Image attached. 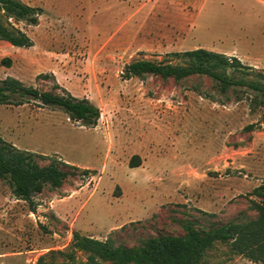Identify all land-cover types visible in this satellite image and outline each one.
Instances as JSON below:
<instances>
[{
  "label": "rangeland",
  "instance_id": "1",
  "mask_svg": "<svg viewBox=\"0 0 264 264\" xmlns=\"http://www.w3.org/2000/svg\"><path fill=\"white\" fill-rule=\"evenodd\" d=\"M22 1L42 8L36 26L10 19L34 44L0 40V79L64 94L61 85L87 97L101 117L86 127L38 100L0 104L4 140L38 153L42 167L58 160L71 172L61 187L34 196L35 209L0 179V264H87V254L72 248L75 232L135 246L185 235L186 221L209 229L258 217L264 106L255 93L242 86L223 93L205 75L175 81L125 73L140 59L183 64L174 53L203 47L256 67L249 75L230 69L234 77L258 79L264 0ZM0 18L7 20L1 10ZM135 155L141 164L131 166ZM201 264L264 262L216 241Z\"/></svg>",
  "mask_w": 264,
  "mask_h": 264
},
{
  "label": "trees",
  "instance_id": "2",
  "mask_svg": "<svg viewBox=\"0 0 264 264\" xmlns=\"http://www.w3.org/2000/svg\"><path fill=\"white\" fill-rule=\"evenodd\" d=\"M0 10L7 19L3 21L0 18V40L18 47L32 46L34 42L28 33L13 25L10 19L36 26L39 24L42 8L29 5L22 0H0ZM174 54L183 58L185 62L173 64L147 59L135 60L128 64L126 78L153 74L164 79L173 78L175 81H181L192 75H205L212 78L223 93L234 86H242L253 91L255 104L264 106V73L259 72L256 80L234 77L229 73L230 69L248 75L252 70H256V67L246 65L237 56H229L203 47ZM2 64L11 66L12 58L4 57ZM59 87L64 94L42 91L25 85L16 77L8 76L0 79V104L20 106L31 100H38L41 107L61 108L72 121L82 126H97L101 117L100 108L87 97H76L65 87L61 85ZM37 155L39 154L19 149L0 136V179L7 182L15 197L29 202L34 209L33 198L37 193L46 185L53 188L61 187L71 174L70 171L61 168L58 160L51 161L48 166H40L35 158ZM140 160L141 157L135 155L130 165H140ZM253 194L261 198L260 202L254 203L259 213L255 219L229 221L209 229L197 228L193 222L186 221L185 235H157L135 246L117 245L112 238L101 240L75 232L72 248L87 254V264H98L99 260L118 264H201L207 249L216 241H223L230 243L235 251L245 253L255 261L264 262V183L257 186Z\"/></svg>",
  "mask_w": 264,
  "mask_h": 264
},
{
  "label": "water",
  "instance_id": "3",
  "mask_svg": "<svg viewBox=\"0 0 264 264\" xmlns=\"http://www.w3.org/2000/svg\"><path fill=\"white\" fill-rule=\"evenodd\" d=\"M127 67H128V65H127Z\"/></svg>",
  "mask_w": 264,
  "mask_h": 264
}]
</instances>
